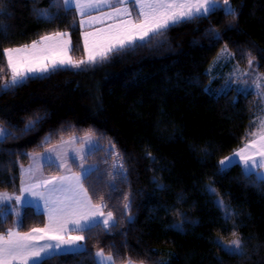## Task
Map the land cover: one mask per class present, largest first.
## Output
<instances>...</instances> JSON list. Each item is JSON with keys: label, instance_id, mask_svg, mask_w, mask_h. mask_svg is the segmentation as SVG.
Returning a JSON list of instances; mask_svg holds the SVG:
<instances>
[{"label": "trees", "instance_id": "obj_1", "mask_svg": "<svg viewBox=\"0 0 264 264\" xmlns=\"http://www.w3.org/2000/svg\"><path fill=\"white\" fill-rule=\"evenodd\" d=\"M230 3L235 19L218 10L87 70L57 71L8 91L0 87V126L15 133L0 142V192L19 194L21 168L32 154L86 133L98 143L86 159L98 171L84 187L94 203L100 202L97 193L103 196L104 211H112L119 225L111 234L84 232L83 251L59 254L48 264H97L94 253L100 249L119 252L116 264L126 257L138 264H264V180L239 164L220 167L251 138L261 100L254 93L207 90V69L225 45L241 67L248 66L251 53L264 74V0ZM40 10L55 19L42 18ZM56 31L70 35L74 58L86 55L76 12L54 7L52 0H0V75L9 72L3 49ZM37 117L34 130L25 133ZM111 145L118 157L109 158ZM119 162L123 176L113 167ZM44 171L60 173L53 165ZM217 199L234 213L227 222ZM21 216L20 231L45 226V216L32 207H24ZM181 224L182 230L174 227ZM15 226V215H9L0 232ZM233 230L245 245L243 257L215 243L231 244L237 238Z\"/></svg>", "mask_w": 264, "mask_h": 264}, {"label": "snow or ice", "instance_id": "obj_2", "mask_svg": "<svg viewBox=\"0 0 264 264\" xmlns=\"http://www.w3.org/2000/svg\"><path fill=\"white\" fill-rule=\"evenodd\" d=\"M52 6L62 7L65 12H76L81 28L92 27L95 24L105 26L82 33L83 51L86 55L78 59L71 55L75 49L70 35L62 31L41 35L30 44L3 49L6 67L9 70L7 76L0 75V87L5 91L22 86L29 79L47 78L57 71L87 70L89 67L109 60L113 54L126 53L146 46L145 42H151V39L156 36L163 35L170 27L181 22L207 18L218 10L222 11L226 18L235 19L237 17V12L230 0H52ZM133 8L135 14H133ZM93 12L100 14L93 15ZM38 15L46 20L55 19L53 14L45 10H40ZM107 21L111 23H106ZM231 27L230 24L229 28ZM210 31L216 39L221 38L220 33L215 29ZM222 53H227L229 56L234 55L229 52L227 45L222 49ZM253 62L254 58L251 53H248L249 67L253 65ZM3 72L4 68L0 67V73ZM254 83L258 89L261 87L259 78ZM40 119L37 117L35 120H30L23 131L27 133L34 130ZM247 135L251 138L234 153L233 157L226 159L231 163L233 159L238 158L243 162L244 171L251 174L256 168L264 166L257 160V157L264 159V120L260 121L258 128ZM13 136H15L14 132L0 126V142ZM89 137L90 133H86L84 138L73 137L70 141H65V144H74L77 139H87L91 144ZM48 151L55 150L49 149ZM71 152V160L81 168V172H72L66 160L48 155L44 157L46 162L49 165L55 164L58 169H67L66 174L41 179L22 189L43 202L48 217V222L44 227H33L28 231H20L23 226L20 212L7 208L0 209V226L7 223L9 215L17 216L15 227L0 232V264H48L49 260L55 259L59 254L82 251L84 248L82 241L85 240L84 232L91 234L101 229L111 234V230L118 227L119 221L116 220L113 212L104 211L108 205L103 202V196L97 193V200L100 202L94 203L92 196L88 194V189L84 187V182L98 171L94 166L85 168L81 163L91 152L81 154V151L76 148H71ZM112 156H119L114 145L110 146L109 158ZM147 157L153 158L151 152L147 153ZM220 163L224 165L225 162ZM113 167L118 169V175L125 174L126 170L122 162ZM25 171L32 174L35 172L31 167ZM261 176L264 178V174ZM209 191L215 194L214 189H209ZM14 199L17 202L21 201L19 196ZM124 199L127 201V196ZM11 200H13L12 196L0 194V203ZM216 204L223 213L225 222L230 220L234 213L224 201L217 199ZM123 208L124 215L127 216L131 209L130 202L124 203ZM174 227L182 230V224ZM232 235L237 238L231 244H224L219 239L215 243L230 256H245L247 253L243 241L235 230L232 231ZM53 241L55 243H52ZM94 255L98 264H116L120 259L119 252L115 256L106 255L103 249ZM124 264H137V261L126 257ZM139 264H143V261Z\"/></svg>", "mask_w": 264, "mask_h": 264}, {"label": "rangeland", "instance_id": "obj_3", "mask_svg": "<svg viewBox=\"0 0 264 264\" xmlns=\"http://www.w3.org/2000/svg\"><path fill=\"white\" fill-rule=\"evenodd\" d=\"M224 48L225 47H223L222 49ZM222 49L207 69V73L210 75V79H211L209 85L207 86V90L215 95L226 94L229 91H234L237 94H247V93L257 94V96L261 100V108H262L257 116V128H258L260 121L264 120V74L260 73L255 65H252L251 67H249V65L246 67L239 66L234 61V56H229L227 53H222ZM229 52L231 51L229 50ZM244 73H247V75H244ZM257 78H259V83L261 84V87L259 89L256 87V84L254 83V81H256ZM91 136L90 138H92ZM91 145L92 143L89 144L87 139H85V143L82 144V152L93 151ZM96 145L97 148L98 144ZM231 156H228L226 158H229ZM226 158L221 160L225 162L224 165H221L220 163V167L222 170L228 169L229 167H231L230 166L231 164L235 163L234 159L231 161V163H229V161ZM81 163L84 165V167L88 166V164H85L83 161ZM60 170L63 172V174H66L67 172V169L64 168ZM0 194H7L9 196H13L12 194L7 192H0ZM24 207L25 206H21L15 200L5 201L3 203H0V208L3 209L7 208L9 210H18L20 214H22ZM16 220H17V216H15V222Z\"/></svg>", "mask_w": 264, "mask_h": 264}, {"label": "crops", "instance_id": "obj_4", "mask_svg": "<svg viewBox=\"0 0 264 264\" xmlns=\"http://www.w3.org/2000/svg\"><path fill=\"white\" fill-rule=\"evenodd\" d=\"M129 7H131V5H129ZM105 11H107V9H105ZM132 11H133V14H135V9L134 8L132 9ZM99 14L100 13H98V12H93V15H99ZM78 18H79V16H78ZM106 23H111V21H107ZM104 26H105L104 24H95L92 27H84V28H81V29H82V33L84 31L91 32V31H93L96 28H101V27H104ZM82 38H83V35H82ZM84 137H77V138H84ZM91 137L92 138L89 137V139H92L91 140L92 141V145L91 146H92V148L94 150L96 148V146H97L96 144H98V143H97V140L95 139V137L94 138H93V136H91ZM72 138L67 139L65 141H70ZM65 141H62V142H60L58 144H55L53 146H50V147L46 148L44 151H42L40 153L32 154L31 157H30V162L26 166H24V167L21 168L20 192H19L18 195H13L12 194L13 195L12 196L13 197V200H15L14 198L17 197V196L21 197V201L20 202H17L15 200L21 206L32 207L35 211H37L39 213H42L45 216V219H46L45 225L48 222V217H47V209L43 207V202L42 201H39L36 197L31 196L30 193L25 192L22 189L25 188L26 186H28L29 184H32L34 182H37V181H39L41 179H46V178H49L51 176H62V175H65V174H63V172L60 169H59L60 170V173H57V174H46L45 173L44 168H45L46 165H49V164L46 162V160L44 159V157H46L48 155H51L53 157H60V158H62L64 160H66L67 163H68V167L71 168V171L72 172H75V173L81 172V170H80V168L78 166H77L78 167V170H75L74 167H73V164H75V163H73L72 160H71V156H72L71 148L79 149L81 151V154L88 153V152H82V144L85 143V139L84 140L77 139L76 142L74 144H71V145L65 144ZM49 149H54L55 151L49 152L48 151ZM234 153L231 154L232 156L231 155H229V156L233 157L234 156ZM87 156L88 155H86L85 158H84V160H83V162L85 164H88L86 162ZM34 157H35V159H34ZM234 160H235V163L234 164H239L242 167L243 171H244L243 162L240 161L238 158H235ZM257 160L260 161V164L261 165H264V159H261V158L257 157ZM234 164H231L230 166H232ZM52 165L53 166H56L55 164H52ZM29 167H31V168H33L35 170L34 174L27 173L25 171ZM89 167H91V165L88 164V166H86L85 168H89ZM251 174H256L260 179H263L264 180V178H262V176H261V174H264V166H261V167L256 168L253 171V173H251ZM28 201H30V203ZM69 228H71V225H69ZM73 234H76V233H73ZM45 242H42V243H45ZM52 243H55V242L53 241ZM82 244H83V241H82ZM79 252H81V251H79ZM95 260H96V263L98 264V261H97L96 256H95Z\"/></svg>", "mask_w": 264, "mask_h": 264}]
</instances>
